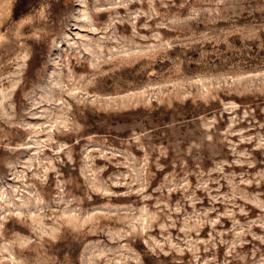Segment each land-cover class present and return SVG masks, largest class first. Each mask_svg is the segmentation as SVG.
Listing matches in <instances>:
<instances>
[{
    "label": "rangeland",
    "instance_id": "obj_1",
    "mask_svg": "<svg viewBox=\"0 0 264 264\" xmlns=\"http://www.w3.org/2000/svg\"><path fill=\"white\" fill-rule=\"evenodd\" d=\"M0 264H264V0H0Z\"/></svg>",
    "mask_w": 264,
    "mask_h": 264
}]
</instances>
